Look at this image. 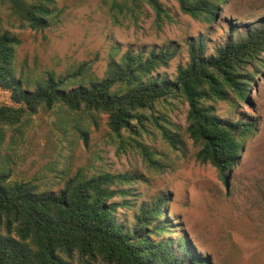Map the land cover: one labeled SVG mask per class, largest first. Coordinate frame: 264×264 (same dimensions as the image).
<instances>
[{
    "label": "rangeland",
    "instance_id": "1",
    "mask_svg": "<svg viewBox=\"0 0 264 264\" xmlns=\"http://www.w3.org/2000/svg\"><path fill=\"white\" fill-rule=\"evenodd\" d=\"M105 1L55 0V21L40 31L18 28L0 2V27L19 40L12 60L14 74L37 77L51 70L65 75L87 62L88 71L102 77L109 63L127 49L146 53L169 48L174 57L153 74L171 79L177 66L187 61V39L204 35L208 55L228 32V23L241 25L264 16V0H228L219 17L207 25L182 13L175 0H159L170 15L160 26L146 3L135 23L124 19L119 24L113 23ZM256 69L244 101L207 102L223 118L252 122L225 179L216 167L195 159L197 147L186 133L187 107L179 98L145 109L146 131L134 120L138 133L123 131L121 137L110 131L103 113L60 105L40 109L19 133L5 134L0 156L10 167L12 180H30L45 191H58L74 175L129 173L132 180L117 184L120 193L110 200L126 228L133 225L141 203L162 196L160 218L171 225L164 236L173 242L184 237L207 264H264V56ZM0 102L11 103L2 88ZM130 137L146 146L153 163L143 158Z\"/></svg>",
    "mask_w": 264,
    "mask_h": 264
},
{
    "label": "trees",
    "instance_id": "2",
    "mask_svg": "<svg viewBox=\"0 0 264 264\" xmlns=\"http://www.w3.org/2000/svg\"><path fill=\"white\" fill-rule=\"evenodd\" d=\"M55 0H0L18 28L43 30L57 16ZM179 10L204 24L215 21L228 0H175ZM113 23L136 22L146 3L157 25L170 15L159 0H106ZM19 40L0 27V88L11 103L0 102V147L7 132H20L38 110L63 106L107 116L111 132L137 134L145 129V109L158 101L179 98L186 104V133L197 147L195 159L225 171L242 151L252 122L226 119L207 102L244 101L264 56V16L241 25L228 23V32L206 54L204 35L187 39V61L173 78L153 74L174 57L169 48L146 53L125 50L112 60L102 77L82 62L70 73L45 70L40 76L14 74L12 60ZM39 75V74H38ZM162 135L167 132L159 125ZM82 135L86 132L80 131ZM169 138V137H168ZM130 140L136 142L134 138ZM123 140H121L122 144ZM172 142V141H170ZM143 158L153 163L146 146L135 143ZM0 156V264H207L184 237L174 242L164 236L170 224L161 219L165 198L158 196L138 206L133 225L117 220L115 186L129 182V173L74 175L58 191L39 189L30 180H12ZM158 237V238H157Z\"/></svg>",
    "mask_w": 264,
    "mask_h": 264
}]
</instances>
